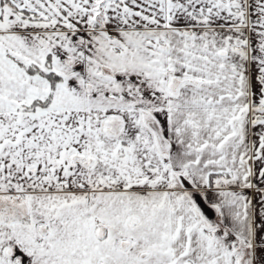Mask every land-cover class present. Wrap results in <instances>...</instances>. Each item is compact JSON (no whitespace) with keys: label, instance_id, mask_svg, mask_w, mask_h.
<instances>
[{"label":"snow or ice","instance_id":"snow-or-ice-1","mask_svg":"<svg viewBox=\"0 0 264 264\" xmlns=\"http://www.w3.org/2000/svg\"><path fill=\"white\" fill-rule=\"evenodd\" d=\"M0 264H264V0H0Z\"/></svg>","mask_w":264,"mask_h":264}]
</instances>
